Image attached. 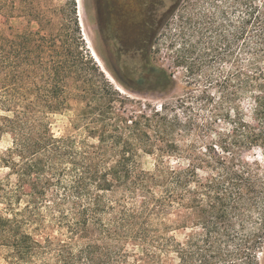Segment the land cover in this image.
<instances>
[{
	"label": "trees",
	"instance_id": "trees-1",
	"mask_svg": "<svg viewBox=\"0 0 264 264\" xmlns=\"http://www.w3.org/2000/svg\"><path fill=\"white\" fill-rule=\"evenodd\" d=\"M183 1L170 0L160 17L146 12L147 25L142 32L136 29L146 58ZM212 2L207 1L220 9L222 34L215 32L217 39L210 37L196 60L199 43H192L185 31L198 26L183 22V30L171 39L173 46L182 43L185 52L179 60L182 66L188 64L193 78H202L204 67L229 66L220 73V88L230 105L223 115L230 134L220 145L206 147L207 153L196 155L187 168L152 173L141 168L138 150L147 145L136 137L140 129L115 118L113 101L105 95L117 93L104 75L98 91L97 85H86L85 67L96 64L63 32L29 31L0 46V111L6 113L0 116V140L4 134L12 136L10 148L0 154V167L9 170L0 177L1 261L163 264L165 255L174 254L178 264H260L264 0ZM26 4L22 2V8ZM9 10L7 1L0 0V11ZM208 24L194 36L214 34ZM150 72L155 75L153 90L166 93L174 87L172 74L157 67ZM206 79L215 82L212 74ZM80 96L101 102L80 109L77 129L84 136L56 137L50 117L63 113L69 101ZM218 148L233 154L232 159L221 157ZM246 149L259 150L261 159H243ZM177 210L187 212L178 225L171 218ZM46 229H53L57 239L36 240ZM180 229L192 230L183 242L170 236Z\"/></svg>",
	"mask_w": 264,
	"mask_h": 264
},
{
	"label": "rangeland",
	"instance_id": "rangeland-1",
	"mask_svg": "<svg viewBox=\"0 0 264 264\" xmlns=\"http://www.w3.org/2000/svg\"><path fill=\"white\" fill-rule=\"evenodd\" d=\"M5 1L10 12L0 11V46H8L7 41H15L29 31H41L44 35L60 31L70 43L73 42L74 47L79 46L89 52L96 65L87 63L83 80L89 82L86 83L88 86L97 85L95 90L98 91L104 75L113 86L112 91L117 95L109 93L105 97L113 101L115 118L139 128L140 131H135L136 137L143 139L147 145L144 150H138L139 164L144 171L152 173L167 168H187L195 163L196 155L207 153L206 147L220 145L222 139L230 134V127L223 121L230 105L220 88V73L228 71L229 66L218 63L215 68L204 67L202 78H193L188 64L182 66L179 60L185 52L182 43L173 46L171 39L172 35L183 30V22L198 26L193 31H185L192 43H199L193 56L196 60L201 54L200 49L210 43V37L217 39L216 34H222L220 9L207 3L208 0H184L169 26L157 35L148 58L141 50L136 29L141 28L140 32L144 30L147 11H154L160 17L164 9L171 5L170 0L156 1L157 5L154 0ZM209 1L213 3V0ZM22 2L27 3L25 8H22ZM205 22L209 23L214 34L204 33L199 39L193 32L198 33ZM153 67L173 75L175 84L170 91L160 93L153 90L155 75L150 72ZM211 74L215 79L213 84L206 79ZM88 102L94 107L101 104L97 97L80 96L72 98L63 113L52 115V133L56 137L84 136L77 125L80 109ZM0 116H6V113L0 111ZM11 140V134L3 135L0 140L1 155L10 148ZM216 151L228 161L232 159L233 154H222L220 148ZM241 156L249 162L261 159L259 150L246 149ZM8 173V169L0 167L1 178ZM186 213L177 210L171 218L177 225L182 224ZM191 232L190 229L174 230L170 236L183 242ZM48 237L54 240L58 235L53 229L35 235V239L41 242ZM259 258L260 264H264V248ZM0 264L5 263L0 260ZM163 264H178V261L174 254H170L163 257Z\"/></svg>",
	"mask_w": 264,
	"mask_h": 264
}]
</instances>
